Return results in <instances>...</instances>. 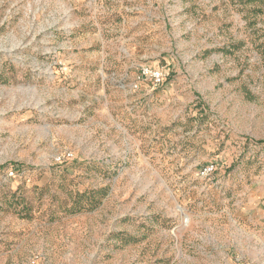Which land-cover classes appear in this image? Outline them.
I'll return each mask as SVG.
<instances>
[{
  "label": "rangeland",
  "instance_id": "obj_1",
  "mask_svg": "<svg viewBox=\"0 0 264 264\" xmlns=\"http://www.w3.org/2000/svg\"><path fill=\"white\" fill-rule=\"evenodd\" d=\"M133 4L0 0V264H264V0Z\"/></svg>",
  "mask_w": 264,
  "mask_h": 264
},
{
  "label": "crops",
  "instance_id": "obj_2",
  "mask_svg": "<svg viewBox=\"0 0 264 264\" xmlns=\"http://www.w3.org/2000/svg\"><path fill=\"white\" fill-rule=\"evenodd\" d=\"M132 2L134 3L131 7H127L126 11L130 14H132V17L124 18V26L131 25V27H134V30H139L140 33H160V0H125V2ZM131 30V29H130ZM159 37L155 40L154 43H152V46L155 49L160 50V44L157 42ZM149 38H146L145 44L141 43L139 48L142 50L147 49L150 44ZM148 55L140 56V62H142L144 59H146ZM160 58V51L159 56ZM160 64V59L157 61L156 65ZM142 66V65H141ZM140 66V67H141ZM139 67V68H140ZM139 76H140V70L139 74L137 76H114L118 78V83L120 84L119 92L125 93L126 96L132 95L134 92L139 91L140 93V103L141 105L143 102H147L150 98L158 97L154 96V88L146 82L139 83ZM78 78L77 76H69ZM85 76H82V80H86ZM128 79L132 80L131 84L129 85V90L121 89L123 86V82L127 81ZM139 84V89L134 90L132 86L134 84ZM153 100V99H152ZM126 103L132 104L133 100L128 101L126 100ZM147 104V103H146Z\"/></svg>",
  "mask_w": 264,
  "mask_h": 264
},
{
  "label": "built area",
  "instance_id": "obj_3",
  "mask_svg": "<svg viewBox=\"0 0 264 264\" xmlns=\"http://www.w3.org/2000/svg\"><path fill=\"white\" fill-rule=\"evenodd\" d=\"M151 83L154 88L160 87L164 81L163 73L157 70H153L148 66H141L140 68V76L139 83L141 82ZM134 90L139 89V84H135L132 86ZM213 168L205 169L204 174H208L211 172Z\"/></svg>",
  "mask_w": 264,
  "mask_h": 264
}]
</instances>
